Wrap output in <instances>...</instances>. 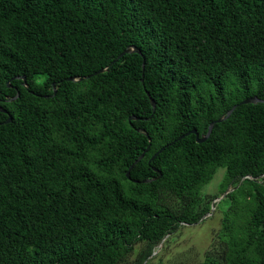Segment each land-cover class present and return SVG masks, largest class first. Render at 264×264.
Returning <instances> with one entry per match:
<instances>
[{
	"label": "trees",
	"instance_id": "16d2710c",
	"mask_svg": "<svg viewBox=\"0 0 264 264\" xmlns=\"http://www.w3.org/2000/svg\"><path fill=\"white\" fill-rule=\"evenodd\" d=\"M250 96L264 100V0H0V264H119L138 242L144 264L222 195L197 264H264Z\"/></svg>",
	"mask_w": 264,
	"mask_h": 264
},
{
	"label": "rangeland",
	"instance_id": "374dc122",
	"mask_svg": "<svg viewBox=\"0 0 264 264\" xmlns=\"http://www.w3.org/2000/svg\"><path fill=\"white\" fill-rule=\"evenodd\" d=\"M225 169L219 168L214 177L203 189V194H214L219 191L224 179ZM222 198V197H221ZM220 198V199H221ZM220 199H216L218 202ZM213 204V211L199 222L182 223L179 228L168 235L144 264H197L200 263L207 250L218 246L217 234L222 228L223 211ZM145 248L144 242H138L133 252L119 264H134L139 253Z\"/></svg>",
	"mask_w": 264,
	"mask_h": 264
},
{
	"label": "water",
	"instance_id": "95a60500",
	"mask_svg": "<svg viewBox=\"0 0 264 264\" xmlns=\"http://www.w3.org/2000/svg\"><path fill=\"white\" fill-rule=\"evenodd\" d=\"M132 51H138V48H137V47H128V48H126V49H125V50L119 55V57L122 56L125 52H132ZM144 63H145V62H144ZM143 66H144V64H143ZM19 77H20V76H17V78H19ZM22 78H23V80H24V82H25V81H26V77L23 76ZM69 79H71V80H76V78H74V77H69ZM24 84L26 85V83H24ZM9 85H10V83H9ZM53 85H55V83H53ZM55 92H56V89L54 88V93H55ZM18 94H19V93H17V95H18ZM17 95H16L14 98H16ZM259 101H264V100L261 99V98H259L258 96H250V97H247V98L243 99L241 103H248V102H254V103H255V102H259ZM151 102H152L153 106L155 107V106H156V103H155V101H154L153 98H151ZM237 105H238V104L233 105L232 108L227 112L226 116H221V117H219L217 120L212 121V122L210 123V125H209L208 131L206 132V134H204V135H202V136H199V133L197 132L196 129H192L190 132L196 134V139H197V141H204V140L210 135V133H211V131H212V128H213V126H214V123L217 122V121H221V120H223L224 118H226L227 116H229V115L232 113V111L237 107ZM0 110H5V109H1V108H0ZM135 118H136L135 116H131V117H130V119H135ZM11 119H12V116L9 115V117L6 119V122L11 121ZM190 132H187L186 134H189ZM186 134H185V135H186ZM183 136H184V135H181L179 138H181V137H183ZM164 147H165V146H163L160 150H158V152L162 151V150L164 149ZM158 152H156V153L153 155L152 158H154V157L158 154ZM144 154H145V151L142 152V154L139 156V158H138L137 160H135L134 164L137 163L140 159H142L143 156H144ZM134 164H132V165L130 166V168L128 169V171H127V176H130V170H131V168H132V166H133ZM144 181H150V179H145ZM228 191H229V190H227L226 192H228ZM226 192H225V193H226ZM225 193H224V194H225ZM222 196H223V195H222ZM222 196H221V197H222ZM221 197H219V198H217V199H220ZM214 202H216V200L213 201L212 205L214 204Z\"/></svg>",
	"mask_w": 264,
	"mask_h": 264
}]
</instances>
